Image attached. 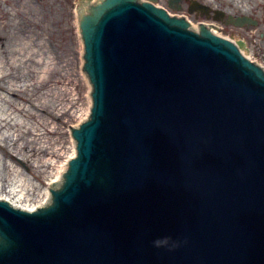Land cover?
I'll return each mask as SVG.
<instances>
[{
	"label": "water",
	"instance_id": "water-1",
	"mask_svg": "<svg viewBox=\"0 0 264 264\" xmlns=\"http://www.w3.org/2000/svg\"><path fill=\"white\" fill-rule=\"evenodd\" d=\"M85 9L77 156L45 208L0 201V264H264V71L149 3Z\"/></svg>",
	"mask_w": 264,
	"mask_h": 264
},
{
	"label": "bare ground",
	"instance_id": "bare-ground-1",
	"mask_svg": "<svg viewBox=\"0 0 264 264\" xmlns=\"http://www.w3.org/2000/svg\"><path fill=\"white\" fill-rule=\"evenodd\" d=\"M8 1L13 3L11 11L1 6ZM222 1L234 10H246L243 0ZM97 2L87 0V5ZM82 6L85 7V0ZM156 7L165 8L163 4ZM68 13L71 14L70 9ZM40 15L32 0H0V89L4 88L1 81L9 83L10 86H5L10 87L5 89L7 94L22 99L30 109L18 106L16 99L7 95L0 94V100L38 119L35 125L27 126L20 124L12 113L6 111L8 114L0 115V201L28 212L43 208L49 202V185L59 183L66 172L67 161L77 156L74 138L64 137L63 126L75 116L76 124L70 128H79L82 123H78L84 122L92 107V89L84 102L78 83L69 72L68 62H64V58H53L52 51L45 46L46 15L42 12L41 21ZM4 16L12 21L4 22ZM52 30L49 36L55 32ZM235 41L243 43V53L250 57L245 41ZM41 94L50 104L41 101L37 96ZM19 160L41 183L25 175Z\"/></svg>",
	"mask_w": 264,
	"mask_h": 264
},
{
	"label": "rangeland",
	"instance_id": "rangeland-1",
	"mask_svg": "<svg viewBox=\"0 0 264 264\" xmlns=\"http://www.w3.org/2000/svg\"><path fill=\"white\" fill-rule=\"evenodd\" d=\"M40 15L39 20H42V12L45 13L46 18L44 21V33L43 39L45 46L52 51L53 58H64V62H68V69L73 78L78 83V92L82 96L84 102L87 101L88 91L92 88L89 87V80L83 77L81 67L83 62V43L80 39L78 24H77V6H82L83 0H32ZM171 0H139V2H153L154 4H163L168 10L176 14L187 15L195 24L199 22L215 23L216 31L223 35L234 37L235 39L245 41L246 49L250 57L253 60H257L264 65V0H243V4L246 6L245 11H237L231 8L228 3L222 0H180L178 3H174L176 8L171 7ZM197 1L201 4L208 6V14L201 12H190L192 2ZM242 5V3H241ZM1 6L10 10L13 7V3L8 1L2 2ZM68 9L71 10V14L68 13ZM85 10V7H81ZM217 12L223 13V17L220 20H216L215 16ZM230 16L233 18L246 16L255 20L256 24H245L244 26L235 25ZM3 17V16H2ZM4 22H11L12 18L4 16ZM53 29L55 32L49 36V31ZM52 30V31H53ZM45 49L48 53L49 51ZM64 54V57H62ZM1 85L4 86L0 89V94L7 97L16 99V104H20L27 109H30L29 105L20 98L10 96L6 92L5 86H10L9 83L1 81ZM41 101L45 104H50L46 97L42 94L37 95ZM81 104V102H80ZM82 106V105H81ZM80 106V107H81ZM50 107V106H49ZM12 113L17 118L20 124L32 126L38 123V119L34 118L32 114H27L16 110V107L9 105L6 101L0 100V115H6ZM36 112V111H35ZM79 112V111H78ZM5 113V114H4ZM39 113V112H37ZM77 118L71 117L67 123L63 126L64 137L68 136V130L70 127L76 124ZM82 122L80 121L78 125ZM14 141V140H13ZM20 162V160H19ZM21 169L32 179L35 183L39 184L41 181L37 180L29 171L24 162L21 160ZM43 184H46L44 181Z\"/></svg>",
	"mask_w": 264,
	"mask_h": 264
}]
</instances>
